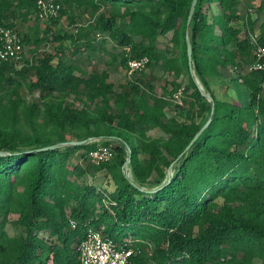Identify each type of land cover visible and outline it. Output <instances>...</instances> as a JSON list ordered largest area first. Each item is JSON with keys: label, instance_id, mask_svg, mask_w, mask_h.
Listing matches in <instances>:
<instances>
[{"label": "trees", "instance_id": "trees-1", "mask_svg": "<svg viewBox=\"0 0 264 264\" xmlns=\"http://www.w3.org/2000/svg\"><path fill=\"white\" fill-rule=\"evenodd\" d=\"M37 1L0 0V23L16 27L8 22L14 9L25 23L38 21ZM192 1L56 0L60 16L50 20L55 26L67 15L63 3L88 4L94 13L101 11L95 30L103 36L101 43L114 42L122 50L123 68L129 70L130 59L147 57L148 68L162 62L164 71H186L189 123L168 118L170 103L154 93L147 79L121 85L118 92L108 72L83 75L65 55L63 44L74 35L57 32L48 38L47 27L39 38L41 30L31 35L16 27L25 46L40 49L52 42L57 50L33 66L26 59L18 70L0 64V151L8 153L0 157V264H80L78 245L90 229H103L116 244L133 250L130 264H264V74L248 71L243 83L249 105H233L226 114L209 83L251 60L255 46L241 34L245 25L253 30L256 21H245L239 0H198L190 27L192 61L216 107L209 127L184 153L211 112L189 69L186 33ZM215 6L218 14L212 12ZM169 34L174 59L158 49L160 38ZM78 40L76 55L97 53L98 43L83 29ZM257 43L264 46V32ZM23 88L39 94L42 108L22 105ZM179 89L175 85L174 91ZM154 129L166 137H149ZM102 138V146L115 152L121 166L130 151L135 183L144 188L156 178L148 190L166 183L163 189L141 191L125 177V186L109 195L83 184L92 169L109 164L96 166L89 159L100 145L94 140ZM88 140L86 145L36 151ZM112 140L122 146L113 150ZM13 215L17 219L11 221ZM10 223L20 233L10 236Z\"/></svg>", "mask_w": 264, "mask_h": 264}, {"label": "rangeland", "instance_id": "rangeland-1", "mask_svg": "<svg viewBox=\"0 0 264 264\" xmlns=\"http://www.w3.org/2000/svg\"><path fill=\"white\" fill-rule=\"evenodd\" d=\"M239 2V12L241 15L245 16V21H256L253 30H250L246 25H243L244 27L242 26L243 33L241 34V38H244L247 34L251 39L252 45L255 46L254 44L257 42L258 37L264 32V5H262L264 4V0H239ZM63 8L66 9L67 15L62 17L58 25L55 26L51 25L50 21H37L35 18H32L30 19L31 21L25 23L17 9H14L15 15H13L8 22L15 23L16 27L21 28L24 34L30 32L31 35H34L36 34V31L41 30L39 38L44 37V31L47 27L51 29L48 38L53 37L57 32H60L63 35L65 33L74 35L73 41L69 40L63 44L65 55L70 63L76 64L81 69L83 75L88 76L92 72L98 74L108 72V81L113 84L115 90L118 92L120 91L121 85H126L131 81L137 80L139 77L143 80L147 79L150 81V86L154 89V93L160 97H164L167 102L170 103L169 108L167 109L168 118L177 119L181 123L190 122L187 117L189 108L185 102L186 100L189 101V98H186L183 91L189 84L186 71L181 70V68L180 72H177L176 70L168 72L164 71L162 62L155 65L153 68L147 67L140 72H133L130 69L127 70L123 68L120 56L122 50L117 48V44L114 42L101 43L104 41L103 36L95 30V25L101 11L94 13L88 4L78 7L73 4L66 6L63 3ZM109 12L110 10L106 11V14ZM212 12L218 13L219 8L216 6L213 7ZM81 29L84 30L86 37L96 40V43H98L97 53L88 51L83 55H76L77 49L81 45V42H79L80 40H78ZM251 35L253 38H251ZM171 36L172 35L169 34L161 37L158 42V49L166 55V59H174L176 57V51L170 43ZM56 47L57 44L55 45L52 42H49L46 46H42L40 49H36L34 46H25L26 59L30 62V65L33 66L40 58H43L46 53H55L57 50ZM253 58L254 52L251 60L243 62L238 67L226 70L224 77L210 78L209 83L211 90L216 98L223 104L222 114L229 112L233 105H249L251 97L249 90L243 83V77L250 70ZM55 61H57V59ZM21 68L18 67V69ZM33 74L34 72H31L29 75L31 76ZM175 85L180 86V89L177 92L174 91ZM20 94L21 101L25 102L22 105L26 106L36 103L42 108V102L40 101L38 93L32 94L23 88L20 90ZM112 111L116 112V109L113 108L111 112ZM196 121L200 122L201 120L196 118ZM147 135L153 139L166 137L160 129L149 130ZM103 141V138L94 140V142H97L100 145H102ZM112 141L111 147L113 150L122 146L118 141ZM112 152L113 157L111 161L108 162L109 164L105 169L99 171L92 169L91 172L81 181L85 185L94 186L97 190L102 191L107 195L115 192L118 187L122 188L125 186V175L134 179L131 166L126 165V163L121 166L118 163L115 152ZM155 180L150 179L144 189L148 190V188L154 187ZM16 219L17 216L15 215L10 217L11 221ZM7 231L10 236H15L20 233V229L12 223L7 225ZM101 231L104 233L103 229H101Z\"/></svg>", "mask_w": 264, "mask_h": 264}, {"label": "built area", "instance_id": "built-area-1", "mask_svg": "<svg viewBox=\"0 0 264 264\" xmlns=\"http://www.w3.org/2000/svg\"><path fill=\"white\" fill-rule=\"evenodd\" d=\"M61 5L56 0H38L36 18L40 21H50L60 16ZM255 45V60L250 70L264 74V46ZM126 55L131 56V49H125ZM26 50L22 35L16 27H9L0 23V64L14 65L17 69L25 65ZM149 58L140 60L130 59L129 69L133 72L143 71L149 65ZM261 96L264 97V82L262 84ZM113 152L111 149L99 145L89 154L90 162L96 166L111 161ZM72 228L76 227L70 220ZM80 264H130V259L135 252L127 246H119L101 230L90 229L86 238L79 243Z\"/></svg>", "mask_w": 264, "mask_h": 264}, {"label": "water", "instance_id": "water-1", "mask_svg": "<svg viewBox=\"0 0 264 264\" xmlns=\"http://www.w3.org/2000/svg\"><path fill=\"white\" fill-rule=\"evenodd\" d=\"M197 3H198V0H193L192 1L190 12H189V15H188V20H187L186 42H187L188 63H189V69H190L191 75L195 78V82L198 85L199 90L203 93V96L205 97V99L211 103V112H210L209 120L197 132V134L194 136L193 140L187 146V148H186L184 153H186V152H188L190 150V148L194 145V143L201 137V135L209 127L210 123L213 120V116H214V113H215V107H216V103H215L214 98L211 96L210 93H208V92L205 93L204 92L203 87L201 86L200 82L197 80L196 75H195V71H194L193 61H192V43H191V39H190V27H191V24H192V21H193V17H194L195 11H196ZM88 143H90V140H88V141H68V142H64V143H58V144H54V145H51V146H46V147H43V148H39L36 151L56 150V149H62V148L70 147V146L86 145ZM127 150H128V148H127ZM128 153H129V156H128L126 165H130V163H131V153H130L129 150H128ZM6 155H8L7 152L0 151V157L1 156H6ZM171 176H172L171 171H169L168 172V181L171 180ZM125 178L130 182V184H132L138 190L152 192V193L157 192L160 189H163L164 185H166V183H165L162 186H160L159 188H155V189H152V190H146V189L140 187L137 183H135L134 180L132 178H130L129 176L125 175Z\"/></svg>", "mask_w": 264, "mask_h": 264}, {"label": "crops", "instance_id": "crops-1", "mask_svg": "<svg viewBox=\"0 0 264 264\" xmlns=\"http://www.w3.org/2000/svg\"><path fill=\"white\" fill-rule=\"evenodd\" d=\"M218 13H219V12H218ZM218 13H215V14H218ZM249 33H250V32H249ZM251 38H253L252 35H251Z\"/></svg>", "mask_w": 264, "mask_h": 264}]
</instances>
